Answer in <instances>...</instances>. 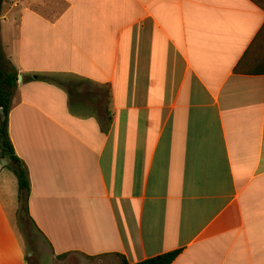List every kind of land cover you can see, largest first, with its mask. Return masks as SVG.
I'll return each mask as SVG.
<instances>
[{
  "label": "crops",
  "instance_id": "1",
  "mask_svg": "<svg viewBox=\"0 0 264 264\" xmlns=\"http://www.w3.org/2000/svg\"><path fill=\"white\" fill-rule=\"evenodd\" d=\"M263 26L252 0H3L31 190L2 158L0 264H31L19 215L53 262L264 264V73L235 70Z\"/></svg>",
  "mask_w": 264,
  "mask_h": 264
},
{
  "label": "trees",
  "instance_id": "2",
  "mask_svg": "<svg viewBox=\"0 0 264 264\" xmlns=\"http://www.w3.org/2000/svg\"><path fill=\"white\" fill-rule=\"evenodd\" d=\"M252 1L264 9V0ZM2 3L3 0H0V109L3 115V119L0 121V147L2 157H9V168L13 171L18 179L20 201L26 202L31 190V182L23 160L15 152L8 130V118L12 108L14 92L19 83V72L11 65L2 43ZM261 40L264 41V26L256 36L249 49L246 51L238 66L235 68L236 71H244L256 74L264 73V43L261 44L263 52H257V47L259 41ZM181 252V249L173 250L136 263H129L123 255H121V258L123 264H172L178 258ZM67 255L68 253L60 255L58 258H64ZM88 257L95 258L93 256Z\"/></svg>",
  "mask_w": 264,
  "mask_h": 264
},
{
  "label": "rangeland",
  "instance_id": "3",
  "mask_svg": "<svg viewBox=\"0 0 264 264\" xmlns=\"http://www.w3.org/2000/svg\"><path fill=\"white\" fill-rule=\"evenodd\" d=\"M2 117H3L2 111L0 109V121L1 119H3ZM1 153L2 152L0 151V161L2 158H5L2 157ZM9 165L10 163L7 166ZM16 223L25 238L27 252L28 254L30 253L31 255L28 256V259L31 264H123L122 260L116 256L106 255V256L90 258L87 256L76 255V254H71V255L68 254L66 257L58 258L56 259V261L53 262L51 261L49 256H46L45 254H42L40 252V247L38 246V242L36 240L38 239L37 236L34 234L33 229L22 219L21 215H19L16 218Z\"/></svg>",
  "mask_w": 264,
  "mask_h": 264
},
{
  "label": "water",
  "instance_id": "4",
  "mask_svg": "<svg viewBox=\"0 0 264 264\" xmlns=\"http://www.w3.org/2000/svg\"><path fill=\"white\" fill-rule=\"evenodd\" d=\"M37 78V77H36ZM23 81V73H20L19 74V83H22Z\"/></svg>",
  "mask_w": 264,
  "mask_h": 264
}]
</instances>
